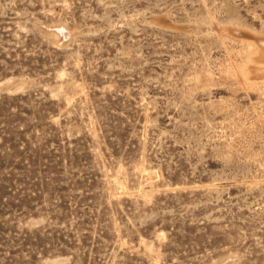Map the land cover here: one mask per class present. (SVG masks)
I'll return each mask as SVG.
<instances>
[{
	"label": "rangeland",
	"instance_id": "rangeland-1",
	"mask_svg": "<svg viewBox=\"0 0 264 264\" xmlns=\"http://www.w3.org/2000/svg\"><path fill=\"white\" fill-rule=\"evenodd\" d=\"M0 264H264V0H0Z\"/></svg>",
	"mask_w": 264,
	"mask_h": 264
}]
</instances>
